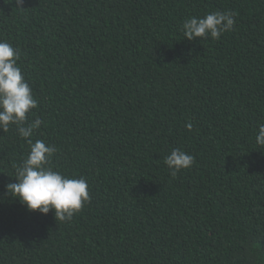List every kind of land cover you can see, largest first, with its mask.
I'll use <instances>...</instances> for the list:
<instances>
[{
  "label": "trees",
  "instance_id": "16d2710c",
  "mask_svg": "<svg viewBox=\"0 0 264 264\" xmlns=\"http://www.w3.org/2000/svg\"><path fill=\"white\" fill-rule=\"evenodd\" d=\"M215 11L231 31L184 38ZM0 41L29 139L90 194L70 221L29 211L6 191L28 140L0 129V264H264V0H0ZM173 148L195 157L175 177Z\"/></svg>",
  "mask_w": 264,
  "mask_h": 264
},
{
  "label": "clouds",
  "instance_id": "9594fccd",
  "mask_svg": "<svg viewBox=\"0 0 264 264\" xmlns=\"http://www.w3.org/2000/svg\"><path fill=\"white\" fill-rule=\"evenodd\" d=\"M16 2L23 4V0ZM235 23L233 13L215 11L186 19L181 30L184 38L190 41L209 37L218 40L223 33L231 31ZM19 59L20 54L12 45L0 41V129L7 132L15 125L30 147L23 163L14 166L17 182L9 183L6 191L29 211L45 215L54 211L57 220L70 221L89 201V185L85 178H69L53 170L50 164L55 147L46 145L43 140L33 143L29 139L42 121L36 119L28 123V116L38 102L18 65ZM186 127L190 130L192 124L188 123ZM256 143L264 147V124L258 127ZM194 162L195 157L180 148H173L164 159L173 177L181 170L191 168Z\"/></svg>",
  "mask_w": 264,
  "mask_h": 264
}]
</instances>
